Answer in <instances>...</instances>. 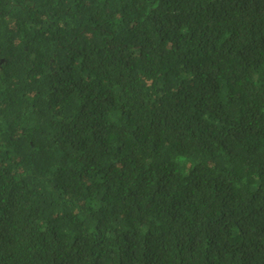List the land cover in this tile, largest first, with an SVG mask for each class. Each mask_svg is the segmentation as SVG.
<instances>
[{"label": "trees", "instance_id": "16d2710c", "mask_svg": "<svg viewBox=\"0 0 264 264\" xmlns=\"http://www.w3.org/2000/svg\"><path fill=\"white\" fill-rule=\"evenodd\" d=\"M0 264H264V0H0Z\"/></svg>", "mask_w": 264, "mask_h": 264}]
</instances>
